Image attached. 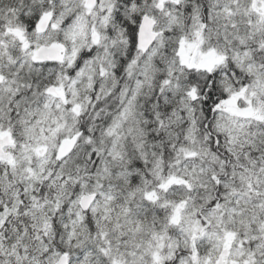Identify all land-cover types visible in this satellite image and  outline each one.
<instances>
[{"label":"snow or ice","instance_id":"snow-or-ice-1","mask_svg":"<svg viewBox=\"0 0 264 264\" xmlns=\"http://www.w3.org/2000/svg\"><path fill=\"white\" fill-rule=\"evenodd\" d=\"M0 264H264V0H0Z\"/></svg>","mask_w":264,"mask_h":264}]
</instances>
